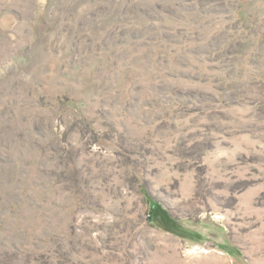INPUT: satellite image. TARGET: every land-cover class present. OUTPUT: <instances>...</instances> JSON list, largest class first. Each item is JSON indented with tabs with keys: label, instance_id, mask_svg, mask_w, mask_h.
<instances>
[{
	"label": "rangeland",
	"instance_id": "1",
	"mask_svg": "<svg viewBox=\"0 0 264 264\" xmlns=\"http://www.w3.org/2000/svg\"><path fill=\"white\" fill-rule=\"evenodd\" d=\"M0 264H264V0H0Z\"/></svg>",
	"mask_w": 264,
	"mask_h": 264
},
{
	"label": "trees",
	"instance_id": "2",
	"mask_svg": "<svg viewBox=\"0 0 264 264\" xmlns=\"http://www.w3.org/2000/svg\"><path fill=\"white\" fill-rule=\"evenodd\" d=\"M162 213H164V212H162Z\"/></svg>",
	"mask_w": 264,
	"mask_h": 264
}]
</instances>
